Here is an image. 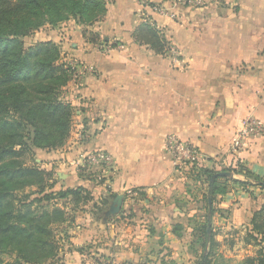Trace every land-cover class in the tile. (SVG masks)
I'll return each mask as SVG.
<instances>
[{"label": "crops", "instance_id": "1", "mask_svg": "<svg viewBox=\"0 0 264 264\" xmlns=\"http://www.w3.org/2000/svg\"><path fill=\"white\" fill-rule=\"evenodd\" d=\"M106 1L105 16L92 25L96 42L73 19L37 31L60 43L65 61L93 68L63 89L75 109L65 145L36 151L37 164L53 172L54 190L83 186L92 196L74 209L69 198L57 200L67 202L71 218L59 226L60 260L53 264H197L193 234L209 215L210 182L202 170L231 171V179L245 181L232 170L243 165L264 179V136L231 150L247 116L264 120V0L177 5L176 16L152 9L170 0ZM143 25L164 37L163 52L135 39ZM170 134L192 143L200 159L176 165L165 145ZM98 150L112 155L114 167L79 170L82 158ZM131 188L133 197L126 195ZM118 194L121 211L104 219ZM263 204L264 185L253 180L217 195L211 226L220 253L241 262L254 252L244 238Z\"/></svg>", "mask_w": 264, "mask_h": 264}, {"label": "trees", "instance_id": "2", "mask_svg": "<svg viewBox=\"0 0 264 264\" xmlns=\"http://www.w3.org/2000/svg\"><path fill=\"white\" fill-rule=\"evenodd\" d=\"M107 12L106 0H0V264H53L60 260L59 226L71 218L72 208L92 200L83 186L54 190L52 171L36 162L37 150L65 145L75 109L63 97L71 79L70 66L61 63L62 47L52 41L27 46L25 38L47 24L57 26L73 19L91 42L96 21ZM134 37L156 52H163L165 39L152 25H143ZM246 180L218 176L212 182L211 215L195 227L192 248L197 264H223L214 232L209 230L217 195L231 184L264 185L243 165L232 169ZM209 182L220 171L203 169ZM73 208V209H74ZM245 234L255 248L239 264H264V204L257 210ZM84 250V248H81Z\"/></svg>", "mask_w": 264, "mask_h": 264}, {"label": "built area", "instance_id": "3", "mask_svg": "<svg viewBox=\"0 0 264 264\" xmlns=\"http://www.w3.org/2000/svg\"><path fill=\"white\" fill-rule=\"evenodd\" d=\"M138 1L142 6L148 5L146 0ZM206 3V0H170V4L168 6L152 5V9L161 15L176 16L175 9L177 5L198 7L205 5ZM117 47L122 48V45L117 44ZM105 50L110 51L111 46L105 47ZM168 52L174 59L178 58L179 52L174 45L171 44L168 46ZM67 63L70 66L71 79H74L76 82H80L86 72L93 71L92 67L76 60H70ZM256 136H264V120H261L253 115H249L243 120L241 127L235 133L231 143V150L238 152L245 147L249 138ZM165 145L168 151L172 154L173 161L176 165L183 166L200 159L199 150L192 143L180 139L175 134H170L166 137ZM98 166H104L108 169L114 167L112 155L102 150L87 153L82 158L79 170L82 171L90 167ZM107 186L109 188L112 186L110 181L107 182ZM136 194V189L132 188L128 189L126 193L129 197H133Z\"/></svg>", "mask_w": 264, "mask_h": 264}, {"label": "water", "instance_id": "4", "mask_svg": "<svg viewBox=\"0 0 264 264\" xmlns=\"http://www.w3.org/2000/svg\"><path fill=\"white\" fill-rule=\"evenodd\" d=\"M218 176H224V177L231 178L233 177V173L231 171H221L212 177L210 186H209V194H208L209 215H211V208L213 205V196L210 193V191L212 190L211 184L214 181V179ZM123 198H124V195L122 194L116 195V197L111 201L109 208L104 211L103 213L104 219H108L111 216L117 215L121 211L122 204H123ZM209 230H211V225L209 226Z\"/></svg>", "mask_w": 264, "mask_h": 264}, {"label": "rangeland", "instance_id": "5", "mask_svg": "<svg viewBox=\"0 0 264 264\" xmlns=\"http://www.w3.org/2000/svg\"><path fill=\"white\" fill-rule=\"evenodd\" d=\"M63 23H61V24H63ZM61 24H59V25H61ZM47 25H49V27H57V26H59V25L53 26L51 24H47ZM37 31H39V30H37ZM37 31H35L31 36H28V37L25 38V43H26L27 46L34 45L35 43L40 42V41H48V40H42V39L38 38L37 37ZM50 41H52V40H50ZM52 42L60 45L59 42H56V41H52ZM60 62L61 63L62 62L65 63L66 61L63 58H61ZM59 205H61V203H59ZM220 262L223 263V264H239L240 263V261H239V259H237V257L230 256V254H228V253H227V256L226 255H223V257L220 258Z\"/></svg>", "mask_w": 264, "mask_h": 264}]
</instances>
